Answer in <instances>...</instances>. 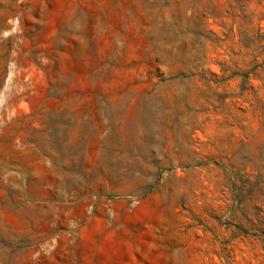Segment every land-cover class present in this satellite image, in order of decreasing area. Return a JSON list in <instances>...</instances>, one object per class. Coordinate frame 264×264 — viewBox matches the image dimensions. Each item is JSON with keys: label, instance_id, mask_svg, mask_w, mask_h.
Returning <instances> with one entry per match:
<instances>
[{"label": "rangeland", "instance_id": "1", "mask_svg": "<svg viewBox=\"0 0 264 264\" xmlns=\"http://www.w3.org/2000/svg\"><path fill=\"white\" fill-rule=\"evenodd\" d=\"M0 264H264V0H0Z\"/></svg>", "mask_w": 264, "mask_h": 264}]
</instances>
